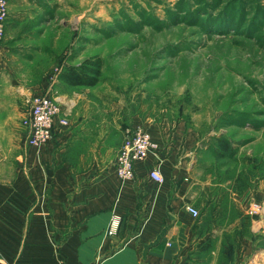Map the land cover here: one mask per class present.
I'll return each instance as SVG.
<instances>
[{
	"label": "rangeland",
	"instance_id": "374dc122",
	"mask_svg": "<svg viewBox=\"0 0 264 264\" xmlns=\"http://www.w3.org/2000/svg\"><path fill=\"white\" fill-rule=\"evenodd\" d=\"M7 1L0 44L16 74L66 94L82 147L105 138L111 160L133 121L164 125L195 133L237 191L264 179V0ZM86 59L101 62L95 85L60 77ZM22 96L8 99L16 141Z\"/></svg>",
	"mask_w": 264,
	"mask_h": 264
},
{
	"label": "crops",
	"instance_id": "0c3cea01",
	"mask_svg": "<svg viewBox=\"0 0 264 264\" xmlns=\"http://www.w3.org/2000/svg\"><path fill=\"white\" fill-rule=\"evenodd\" d=\"M6 51L0 44V264H264V179L237 191L227 165L196 150L195 133L164 125L132 122L158 151L127 180L114 167L123 132L111 160L105 138L82 147L79 124L56 122L38 147L21 131L16 141L8 99L48 90L68 121L66 94L16 74Z\"/></svg>",
	"mask_w": 264,
	"mask_h": 264
},
{
	"label": "built area",
	"instance_id": "2783aa9c",
	"mask_svg": "<svg viewBox=\"0 0 264 264\" xmlns=\"http://www.w3.org/2000/svg\"><path fill=\"white\" fill-rule=\"evenodd\" d=\"M8 15V1L0 0V39L4 35L5 21ZM26 110L20 120V130L27 146L38 147L52 137L55 123L67 124L66 117H60L61 108L58 100L48 90L29 91L25 96ZM58 118V119H57ZM158 145L149 131L141 125L127 126L123 131L122 144L117 154L114 167L120 180L134 176V164L145 159L149 154L157 155ZM148 177L158 183L163 178L156 167L148 171ZM186 209L198 216V210L187 205ZM204 264V263H200Z\"/></svg>",
	"mask_w": 264,
	"mask_h": 264
},
{
	"label": "trees",
	"instance_id": "16d2710c",
	"mask_svg": "<svg viewBox=\"0 0 264 264\" xmlns=\"http://www.w3.org/2000/svg\"><path fill=\"white\" fill-rule=\"evenodd\" d=\"M100 75L101 62L86 59L77 66L65 67L60 77L70 85L92 86L98 82Z\"/></svg>",
	"mask_w": 264,
	"mask_h": 264
}]
</instances>
